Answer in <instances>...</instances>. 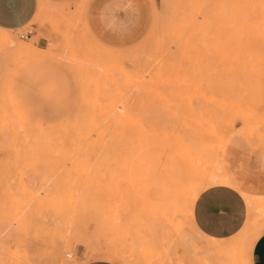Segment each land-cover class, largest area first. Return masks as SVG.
<instances>
[{
  "label": "rangeland",
  "instance_id": "374dc122",
  "mask_svg": "<svg viewBox=\"0 0 264 264\" xmlns=\"http://www.w3.org/2000/svg\"><path fill=\"white\" fill-rule=\"evenodd\" d=\"M89 2L38 0L0 32V264H252L264 197L209 239L186 163L205 185L235 133L264 159V0H139L120 45L91 32Z\"/></svg>",
  "mask_w": 264,
  "mask_h": 264
},
{
  "label": "crops",
  "instance_id": "0c3cea01",
  "mask_svg": "<svg viewBox=\"0 0 264 264\" xmlns=\"http://www.w3.org/2000/svg\"><path fill=\"white\" fill-rule=\"evenodd\" d=\"M90 0L86 19L91 32L102 42L120 45L139 36L143 26L132 25V7L139 0ZM38 0H0V30H22L37 12ZM145 27V26H144ZM222 163L228 184L205 189L194 202L193 222L208 238L227 239L237 234L244 223V194L264 197V159L243 133H235L226 143ZM216 194L210 207L200 196ZM252 264H264V239L258 236L251 248ZM81 264H118L106 258H93Z\"/></svg>",
  "mask_w": 264,
  "mask_h": 264
},
{
  "label": "bare ground",
  "instance_id": "6f19581e",
  "mask_svg": "<svg viewBox=\"0 0 264 264\" xmlns=\"http://www.w3.org/2000/svg\"><path fill=\"white\" fill-rule=\"evenodd\" d=\"M3 32V30H0V32ZM6 36H3L1 33H0V43H3V42H6L7 39ZM20 45V44H19ZM2 48V47H1ZM36 49V48H35ZM34 48L32 47H27V46H21L20 49H18V52L19 54L21 55H25L27 53H30V54H34L35 52H33L35 50ZM38 49V48H37ZM5 50V49H4ZM15 51V50H14ZM17 51V50H16ZM15 51V52H16ZM22 51V52H21ZM36 51V50H35ZM37 52V51H36ZM24 53V54H23ZM28 55V54H27ZM26 56V55H25ZM10 113V112H9ZM143 135V134H142ZM150 135V134H149ZM152 135V133H151ZM142 137V136H140ZM177 142H178V139H177ZM141 146V145H140ZM171 146V145H170ZM178 147V145H176V148ZM194 160H191L190 162L186 163V166H187V176L190 180V185L191 187H187V188H191V205L192 203L195 201L196 197L198 196V194L200 193V191L206 187H211L213 185H216V184H228V180L226 178V175L224 173V170H223V167H222V162L219 163V169L217 172H211V173H208L207 171H204L203 174H202V178L205 180V185H202L200 186V188H196L198 186V182L196 181V178L191 179L193 176L196 175V172H195V165H194ZM175 171H179L180 172V167L178 166H175ZM185 184V183H184ZM195 190V191H194ZM198 190V192L196 191ZM189 192V194H190ZM245 199V202H246V205L247 207H250V208H255L257 205H256V198L254 196H249V195H245L244 197ZM185 203V202H184ZM259 203V202H258ZM18 206V205H16ZM187 206V205H186ZM29 207V206H28ZM263 209V208H262ZM34 211V210H33ZM16 213V212H15ZM263 216V215H262ZM33 221V220H32ZM14 222V220H13ZM194 223V222H193ZM196 227V226H195ZM196 231L198 230L197 227L195 228ZM200 232V231H199ZM198 234V233H197ZM197 236V235H196ZM210 239V238H209ZM211 239H214V238H211ZM214 241V240H213ZM213 241H209V243H206V244H212L210 245L211 247H216V246H220V244H217L219 241H217L216 243L213 244ZM216 241V240H215ZM223 242V241H222ZM225 246V245H224ZM55 253H56V250H55ZM36 259V258H35ZM64 260V259H63Z\"/></svg>",
  "mask_w": 264,
  "mask_h": 264
},
{
  "label": "snow or ice",
  "instance_id": "6c2138e0",
  "mask_svg": "<svg viewBox=\"0 0 264 264\" xmlns=\"http://www.w3.org/2000/svg\"><path fill=\"white\" fill-rule=\"evenodd\" d=\"M198 192V190H196ZM216 198V194L212 192H205L200 196L202 201H205V207H210L213 200ZM260 238L264 239V229L259 233Z\"/></svg>",
  "mask_w": 264,
  "mask_h": 264
},
{
  "label": "built area",
  "instance_id": "2783aa9c",
  "mask_svg": "<svg viewBox=\"0 0 264 264\" xmlns=\"http://www.w3.org/2000/svg\"><path fill=\"white\" fill-rule=\"evenodd\" d=\"M20 37L21 38H26V37H28V35H27V33L26 34H21Z\"/></svg>",
  "mask_w": 264,
  "mask_h": 264
}]
</instances>
